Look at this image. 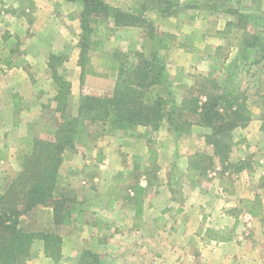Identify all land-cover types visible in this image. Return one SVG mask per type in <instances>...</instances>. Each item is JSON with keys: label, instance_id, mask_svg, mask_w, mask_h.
<instances>
[{"label": "rangeland", "instance_id": "1", "mask_svg": "<svg viewBox=\"0 0 264 264\" xmlns=\"http://www.w3.org/2000/svg\"><path fill=\"white\" fill-rule=\"evenodd\" d=\"M103 1L121 9L130 7L127 0ZM79 10V3L67 0H0V154L3 145L7 146L3 153L6 157L0 160V191L19 169L16 154L23 147L20 144L22 138L27 133L45 138L52 135L55 115L52 108L55 105L50 98L55 93L56 75L69 82V110L72 108L71 112L75 114L82 94L110 90L120 66L128 72L135 63L134 53L140 50L139 28L123 32L121 27L112 32L105 27V21L99 19L91 22L94 29L92 38L100 41L98 49H90L80 62ZM145 15L149 18L155 16L153 12ZM158 18V28L176 31L178 35L174 43L181 48L191 46L192 55L190 61L184 57L177 58L176 62L182 65L180 69L171 71L167 69L170 63L167 50H160L158 55L165 66V82L155 85L149 95L168 97L179 105L182 99L197 94L203 86L211 93V80L224 86L230 79L238 85L239 93L245 98L251 111L250 120L262 121L264 50L262 47L245 49L243 40L251 41L257 37L258 44H264V0H182L172 15ZM169 18L177 19L176 23L163 22ZM228 22L230 25L226 26ZM50 56L56 57L54 63L51 62L52 68L47 65ZM7 58L13 67H7ZM18 100L19 106H14ZM182 118L189 123L195 120L191 113H183ZM163 124V134L157 132L160 127L137 130V126L125 131L112 127L109 121L87 124L79 133L74 150L64 152L58 177L59 194H71L70 184L75 183V179L74 175L66 174V168L71 167L74 155L81 159L79 151L86 146L95 147L100 143L99 147H112L113 156L104 154V161L100 162L105 180L113 178L110 177L112 173L106 170L112 167L114 155L117 163L123 162L124 166L134 164L137 169L126 183L109 189L115 196L114 204L119 207L113 216V229L119 231L120 227L124 233L117 232L118 235L112 236L111 255L106 258L103 252L100 255L86 249L98 255L96 259L88 258V263L264 264V169H258L264 165V147L263 152L258 148L256 153L254 147L251 148L252 143L239 135V127H236L232 136L241 144L231 147L229 161L231 164L241 162L244 168L237 171L232 166L223 167L214 157L212 164L204 162V173L189 183L187 169L192 157L198 152L213 153L205 138L209 130L192 124L190 132L184 133L175 131L167 122ZM255 139L264 143L262 138ZM148 148L155 150L152 160H148ZM92 152L96 151L93 149ZM142 168L148 171V176H141L144 173ZM120 176L119 173L116 175ZM74 177L78 179L80 175ZM146 178L150 180V186L142 196L146 221L137 233L131 226L137 219L132 211L138 210L134 189ZM88 179L83 177L79 183L88 184ZM255 195L262 202L261 217L250 215L241 201L253 199ZM207 199L210 203L212 201L208 208L203 205ZM217 199L219 205L216 204ZM77 202L70 209L71 220H66L75 225L79 213L78 223H84L88 228L83 230L88 247L97 249L104 246L106 241L109 242L111 228L105 227L103 220H96L88 209H78L84 204ZM185 202L191 205L185 213L167 210L169 206H184ZM37 210L24 219L26 226L60 235L67 225L66 220L63 224L53 225L51 230L46 229L36 223ZM205 228H226L231 240L216 244L219 242L202 237ZM91 229H94L93 235L90 234ZM38 241L41 240L34 242Z\"/></svg>", "mask_w": 264, "mask_h": 264}, {"label": "trees", "instance_id": "2", "mask_svg": "<svg viewBox=\"0 0 264 264\" xmlns=\"http://www.w3.org/2000/svg\"><path fill=\"white\" fill-rule=\"evenodd\" d=\"M67 1L80 5V62L85 59L90 49H98L97 45L100 44L99 40L92 38L94 29L91 22L95 19L105 21V27L112 32L121 27L139 28L140 50L134 53L135 63L130 66L128 72L124 66H120L112 89L82 94L75 107V114L71 112L72 108L69 110V82L56 75L55 93L50 98V102L55 105L52 108L55 113L52 135L45 138L27 133L22 138L20 144L23 147L16 154L19 169L4 190L0 191V264H27L32 257V244L37 239L43 242L46 256L58 259L60 235L29 228L24 219L31 217L40 207H49L52 210L54 225L63 224L66 220L76 197L57 192L63 154L67 150H74L76 139L87 124H103L109 121L112 127L130 131L137 126L156 130L163 122H167L175 131L184 133L190 132V125L197 124L209 130L205 138L211 144L213 153L209 155L198 152L192 157L193 160L187 169L190 183H193L199 174L204 173V162L209 161L212 164L214 157H217L218 163L223 167L232 166L237 171L244 168L241 162L231 164L229 161V152L235 143L232 130L245 126L251 115L244 96L239 93L238 85L233 80L227 79L224 86H219L215 80H211V93L205 91L203 86L197 94L182 99L179 105L171 98L149 95L155 85L165 82V66L158 54L160 50H167L175 38L173 33L158 28V17L172 15L181 0H131L129 9L110 6L103 0ZM152 12L154 18L145 15ZM169 24L173 25L170 22ZM229 25L230 22L226 23V26ZM256 47H262L264 50V44H258L257 37L251 41L244 38L243 48ZM7 59V67H12L9 58ZM55 59V56L49 57L47 65L50 68L53 67ZM121 65H124V62ZM18 104L19 100L13 105ZM183 113H191L195 118L194 123L185 121L182 118ZM260 130L264 131V118ZM3 146L0 160L6 157L3 153L7 146ZM148 152V160H152L151 155H155V150L149 148ZM145 172L148 176V171ZM134 190L139 196L143 187L137 184ZM241 201L250 215L261 217L262 202L257 195L253 199L244 198ZM135 204L137 207L138 201ZM225 229L223 231L205 228L202 237L216 242H228L231 235ZM90 257L96 259L98 255L88 250L82 251L79 264H94L88 263L87 259Z\"/></svg>", "mask_w": 264, "mask_h": 264}, {"label": "crops", "instance_id": "3", "mask_svg": "<svg viewBox=\"0 0 264 264\" xmlns=\"http://www.w3.org/2000/svg\"><path fill=\"white\" fill-rule=\"evenodd\" d=\"M129 3H131V0H127ZM182 2V0L180 1V3ZM127 9V8H125ZM177 19H168V23H176ZM133 27H125L122 28L121 31L123 32H128V31H132ZM138 34H139V29L137 30ZM170 31V30H168ZM171 33H173L175 35V39L171 42V44L169 45V48L167 49V53L169 56V61L170 63H173L172 65L168 64V70L170 68V70L172 71L173 69H180L182 63L180 64V62H176L177 58H182L184 57L185 59H188L190 61L191 59V51L192 48L191 46H189L188 48L186 47H178L176 43H174V41L177 39V35L178 33L176 31H170ZM174 43V44H172ZM209 58V57H208ZM78 56H76L75 61H77ZM13 67V64H12ZM11 68V67H9ZM15 68V67H14ZM172 73V72H171ZM73 85V82H72ZM111 88V87H109ZM108 88V89H109ZM112 89V88H111ZM260 125H261V121L257 120L256 122L251 119L249 121V123L246 126H243L242 128L239 127V129L237 130L239 135L242 134L243 137H247L246 139L249 140L252 144H251V148L253 149L254 147V151H256V153H258L257 149L261 148V151L263 152V147H264V143H258L256 141L255 138H262L264 140V131L260 130ZM165 127V124L162 123V125L160 126L159 130L157 131L160 134H163L165 132V130H163V128ZM141 128L146 129L148 127L146 126H138L137 130H140ZM169 132V131H167ZM172 132V131H171ZM170 133V132H169ZM234 139V138H233ZM155 142V141H153ZM234 145L238 146L241 143L236 141L234 139ZM158 143V142H156ZM100 143H98L99 145ZM261 146H259V145ZM98 145H96L95 147H91V146H86L84 147L83 151L80 150V154H81V159H78L77 155H74L73 160H72V165L71 167H67L66 168V174L69 176H78L80 175V177L77 179L76 177L72 176L75 179V183L70 184V188L71 190V194L73 196L76 197V201L78 200L79 205L80 204H84V205H80L78 209H88V211H90V213H92V215H94V217H96V220H103L105 223V227H109L111 228V232L108 234V241H106V243H104V246L102 247H98L97 249H92L88 247V241L85 240V236L83 233V230L85 229L87 231L88 228H86V225L83 224H79L78 223V217H79V213L77 215V221L76 223H74L75 225L70 224V221L65 222V227L62 230V232H60V237H61V245H60V255L58 257V259L52 260L49 256H46V254L43 251V242L42 241H38V242H33L32 244V257L29 259L27 264H78V258L81 255V252L86 250V249H91V251L96 252V253H102L104 254V258H106L107 256H109V252H111V245H112V236L113 235H118L117 232H120V234L122 235L124 233L123 229L121 230V228L119 227V231H114L113 229V216L115 215V212L118 210L119 207H117L118 205L114 204L115 201V196L113 195L112 192L109 191L112 190L114 187H117L118 184L120 183H126L127 182V178L132 176L135 171L137 170L136 167L134 166V164H130L129 166H124L123 162L117 163V158L114 155V161H112L113 165L112 167L110 166L108 170V172L112 173L113 177L112 179H107L105 180V176L102 173L103 170H101V161H104L103 155L105 154L106 157H112L113 154L111 153V148L112 147H99ZM263 146V147H262ZM95 150L96 152H92V150ZM240 149V148H239ZM106 150V151H105ZM149 150V148L147 149V151ZM103 151H105L103 153ZM159 151V149L157 150V152ZM116 154V153H115ZM91 156H94L91 157ZM264 156V155H263ZM101 159V160H100ZM259 159V158H258ZM81 160V161H80ZM80 161V163H78ZM263 161V160H261ZM260 163H263L261 162ZM264 169V165L262 167H258V169ZM142 170H144V173L141 174V176L145 177V168H142ZM61 173V171H60ZM120 174L121 178L116 177L117 174ZM66 176V175H65ZM83 177H89L88 184L83 185L79 180ZM92 177V178H90ZM147 180H145V182H142V180L140 181V183L138 182V185L140 187H143L142 193L137 196L136 193V201H138L139 205H137V209L138 210H134V212L132 211L133 216H135L136 219V223H134V225H131L135 230V232L140 233V231L142 230V227H144V215H143V200H142V196H143V192L146 190L147 187L150 186V183H148V178H146ZM190 183V182H189ZM57 186H58V182H57ZM69 186V185H68ZM205 201V200H204ZM77 202V204H78ZM212 204V201L210 203V201L207 199L206 203L203 204L204 206H206V208H208V206ZM216 204L219 205L220 201L217 199L216 200ZM158 207V206H156ZM191 208V205L188 202H185L184 206H169L167 208L168 211H175V212H181V213H185L187 212L189 209ZM74 212V209H73ZM78 212V211H77ZM76 212V213H77ZM44 213V216L42 217V214ZM70 213L71 210L68 211V215L67 218H70ZM36 223L37 225H42L44 228L46 229H50V227H54L53 222H52V210L49 207H40L38 208L37 212H36ZM102 215H104V218H102ZM165 217V216H164ZM155 222V221H154ZM90 229V228H89ZM51 230V229H50ZM94 233V229H91V233L93 235ZM92 240V239H90ZM214 242V241H213ZM223 243V242H222ZM221 245V242L216 243ZM34 249H36V251L34 252ZM101 255V254H100ZM111 255V254H110ZM103 258V259H104ZM40 261H42L40 263Z\"/></svg>", "mask_w": 264, "mask_h": 264}]
</instances>
